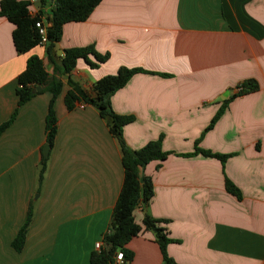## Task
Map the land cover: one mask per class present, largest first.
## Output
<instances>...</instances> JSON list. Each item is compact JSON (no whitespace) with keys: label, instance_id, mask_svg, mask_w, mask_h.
<instances>
[{"label":"crops","instance_id":"0c3cea01","mask_svg":"<svg viewBox=\"0 0 264 264\" xmlns=\"http://www.w3.org/2000/svg\"><path fill=\"white\" fill-rule=\"evenodd\" d=\"M52 6L36 0L30 14L43 12L49 26ZM13 29L0 16V125L18 108L0 135V264H92L123 184L120 146L97 108L66 107L70 86L63 77L54 105L58 131L40 186L52 94L18 107L17 77L31 55L43 58L49 73L53 63L45 43L18 53ZM88 45L110 58L95 68L79 59L71 78L91 89L121 66L149 71L117 90L111 106L135 117L124 127L131 149L162 136L163 150L171 152L142 169L154 196L147 208L135 209L136 222L146 213L167 221L175 240L167 252L176 264H264V0H102L86 20L64 25L56 54ZM247 79L260 88L232 99L202 135ZM200 137L202 148L232 155L224 163L182 155ZM227 178L241 199L227 191ZM30 203L34 218L18 252L12 241ZM127 247L134 253L127 264L163 263L152 231Z\"/></svg>","mask_w":264,"mask_h":264},{"label":"trees","instance_id":"16d2710c","mask_svg":"<svg viewBox=\"0 0 264 264\" xmlns=\"http://www.w3.org/2000/svg\"><path fill=\"white\" fill-rule=\"evenodd\" d=\"M102 0H40L41 5L52 3L51 12L46 19L51 23L47 27L46 41L40 34L36 22L42 20L43 12L36 16L30 14V0H1L0 16L6 17L14 24L12 38L18 53H27L41 43L46 44V54L53 63V72L49 73L44 59L38 55H31L26 68L17 77L16 93L18 95V107L28 102L34 96L49 91L52 94L46 117V143L52 149L57 131L58 118L55 110V101L61 92L63 77H66L70 88L65 95V104L69 110L78 104L92 105L99 111L100 116L106 121L110 132L118 141L122 153V164L124 167L123 184L112 211L108 231L102 237L100 249L93 251L90 255L92 264H114L116 253L122 251L127 263L134 257V253L127 245L143 231H152L155 240L159 244L163 254L162 264H176L168 255L167 246L175 240L170 236L165 226L166 220L154 218L146 213L142 224L136 222L134 211L137 207L147 208L154 196L153 181L150 176L141 173L142 169L153 160H164L171 152L162 148V139L151 140L139 149H131L124 139V127L133 122L132 115L116 113L111 106V96L124 87L128 81L139 72H149L143 68H130L121 66L115 74L102 76L96 80L91 89H86L71 78L72 71L76 68L78 60L84 59L91 67H98L110 58V53L98 52L94 45L83 47H71L63 50L61 56L56 54V45L60 41L63 27L72 21L86 20L94 8ZM94 57V60L90 56ZM152 73V72H150ZM167 75V74H165ZM41 86L42 89L35 91ZM238 90L223 101L209 125L202 135L214 127L215 123L224 113L229 102L237 96L245 95L260 88L255 79H247L238 85ZM18 108L9 120L0 125V135L14 121ZM201 135V137H202ZM201 137L195 142L194 150L184 153V156L201 154L206 157H215L224 163L232 154L213 152L202 148L199 143ZM48 156L42 157L40 169V186L43 184L48 167ZM225 186L228 192L239 199L242 198L240 189L228 178ZM34 218L33 203H30L26 220L12 241V246L18 252L22 251L26 242V235Z\"/></svg>","mask_w":264,"mask_h":264},{"label":"built area","instance_id":"2783aa9c","mask_svg":"<svg viewBox=\"0 0 264 264\" xmlns=\"http://www.w3.org/2000/svg\"><path fill=\"white\" fill-rule=\"evenodd\" d=\"M30 2H31V5H34V3L36 2V0H30ZM36 26L40 29V34L42 35L43 41L45 42L46 41V35H47V27H48V25L43 20H40V21H37L36 22ZM101 245H102V242L101 241L100 242H97L96 243L97 249H100L101 248ZM114 264H127V261H126L125 256H124V254H123L122 251H119V252L116 253L115 263Z\"/></svg>","mask_w":264,"mask_h":264},{"label":"water","instance_id":"95a60500","mask_svg":"<svg viewBox=\"0 0 264 264\" xmlns=\"http://www.w3.org/2000/svg\"><path fill=\"white\" fill-rule=\"evenodd\" d=\"M58 53L61 54V51L59 50ZM41 89H42V87H41V86H38V87L35 89V91H39V90H41ZM49 152H50V145L46 144V145L44 146V148H43V155L46 157V156H48Z\"/></svg>","mask_w":264,"mask_h":264}]
</instances>
